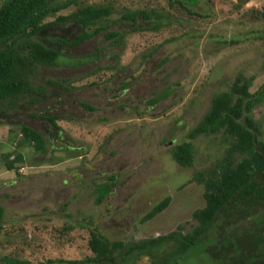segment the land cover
I'll return each instance as SVG.
<instances>
[{"label":"rangeland","instance_id":"rangeland-1","mask_svg":"<svg viewBox=\"0 0 264 264\" xmlns=\"http://www.w3.org/2000/svg\"><path fill=\"white\" fill-rule=\"evenodd\" d=\"M70 3L32 37L59 51V61L36 64L30 90L1 102L0 264H67L94 257L88 246L92 229L126 243L180 228L190 232L197 224L193 213L205 206L204 186L194 176L223 160L230 139L217 134L193 140L191 168L175 162L173 148L187 141L213 96L228 90L238 74L254 78L252 93L264 86V0L246 5L199 0L194 14L171 7L169 0ZM87 5L111 8L113 14L87 33L107 31L86 40L81 26L60 18ZM140 10L163 15L158 20L163 24L151 29L122 19ZM111 32L122 36L110 38ZM50 115L58 118L56 124ZM253 116L264 141V103ZM24 125L42 133L45 152L21 144ZM17 154L23 160L10 171L7 164ZM109 177L112 191L99 203L97 186ZM258 181L264 183V173ZM166 197L168 207L143 221ZM240 208L229 205L217 217L208 231L212 241L245 230L264 205L238 215Z\"/></svg>","mask_w":264,"mask_h":264},{"label":"trees","instance_id":"trees-1","mask_svg":"<svg viewBox=\"0 0 264 264\" xmlns=\"http://www.w3.org/2000/svg\"><path fill=\"white\" fill-rule=\"evenodd\" d=\"M71 1V0H70ZM68 0H8L0 6V108L1 102L14 99L30 90V79L36 64L55 65L61 53L44 44L34 41L44 27L45 21L70 6ZM199 0H169L173 7L178 4L190 14ZM248 4L252 0H237ZM113 14L108 7L87 5L60 18L82 27L83 39L98 36L109 27L97 28L93 34L87 30ZM163 15L153 11H134L122 16L124 21L141 25L147 23L151 29H158ZM264 17V13H263ZM159 20V21H158ZM143 26L137 27L140 30ZM121 37L120 32L109 33L110 38ZM23 39L24 46L20 40ZM253 77L238 74L226 91L215 94L211 107L201 121L187 134V141L173 148V159L184 168L193 167V140L203 135L223 134L230 139V147L223 160L215 168L197 172L194 181L204 186L205 206L193 213L197 222L187 233L182 228L167 235L140 241H109L98 229L90 230L88 246L94 257L83 261H67V264H264V208L245 230H236L224 235L216 242L209 238L208 231L214 226L217 217L231 205L238 209V215L247 210L264 205V183L258 177L264 173V141L261 127L254 119L253 112L264 103V86L256 93L251 92ZM153 102H158L155 98ZM94 110L89 104H83ZM56 124V116H47ZM21 144L27 143L37 152L46 151L42 133L29 126H21ZM23 156L17 154L15 160L7 164L14 170L15 164ZM114 178L97 186L96 193L100 203L110 194ZM166 197L143 216L149 221L162 213L169 205ZM4 208L0 205V234L3 230ZM209 239V240H208ZM212 242V243H208ZM148 260L144 263L143 260ZM60 264L65 262L60 261ZM7 264H31L28 261L12 260Z\"/></svg>","mask_w":264,"mask_h":264}]
</instances>
